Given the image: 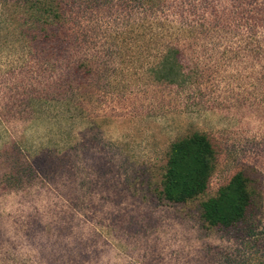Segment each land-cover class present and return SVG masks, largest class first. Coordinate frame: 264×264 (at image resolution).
<instances>
[{
	"label": "rangeland",
	"instance_id": "obj_1",
	"mask_svg": "<svg viewBox=\"0 0 264 264\" xmlns=\"http://www.w3.org/2000/svg\"><path fill=\"white\" fill-rule=\"evenodd\" d=\"M118 2L77 6L70 38L26 41L11 6L0 23V264H264V0L183 21ZM170 46L182 85L155 78ZM196 131L217 151L209 187L168 202L170 146ZM239 171L254 212L209 226L202 203Z\"/></svg>",
	"mask_w": 264,
	"mask_h": 264
},
{
	"label": "trees",
	"instance_id": "obj_2",
	"mask_svg": "<svg viewBox=\"0 0 264 264\" xmlns=\"http://www.w3.org/2000/svg\"><path fill=\"white\" fill-rule=\"evenodd\" d=\"M96 0H0V23L14 24L8 17V7L21 10L19 23L26 41L51 38L67 29L70 38L72 22L80 15L75 13L77 6L92 5ZM116 0H108V4ZM123 10L134 9L148 15L166 8L165 19L181 15L186 20L184 9L189 7L192 17L204 18L213 9L217 15L221 0H118ZM245 4L246 0H236ZM129 2L136 8H127ZM204 4L205 8H201ZM90 6L82 10L89 11ZM178 11V12H177ZM201 15V17H200ZM3 17V18H2ZM188 19V18H187ZM173 21H178L174 19ZM3 22V23H4ZM54 37L53 39H55ZM181 50L170 46L167 48L156 67L155 78L158 81L182 85L187 80L183 68ZM217 151L211 137L206 132L196 131L192 135L175 140L169 149L162 177L160 196L171 203H185L202 193L210 184V178L216 167ZM256 190L244 171L235 173L229 182L218 189L216 195L202 203V218L209 226L229 228L248 221L257 206Z\"/></svg>",
	"mask_w": 264,
	"mask_h": 264
}]
</instances>
